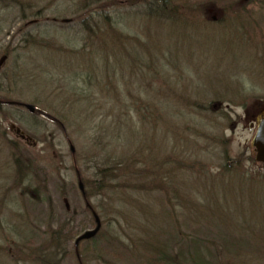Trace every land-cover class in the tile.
<instances>
[{
	"label": "rangeland",
	"instance_id": "obj_1",
	"mask_svg": "<svg viewBox=\"0 0 264 264\" xmlns=\"http://www.w3.org/2000/svg\"><path fill=\"white\" fill-rule=\"evenodd\" d=\"M32 1L34 11L19 4ZM59 3L0 0V59L7 55L0 67V264H36L49 246L58 252L54 264H149L141 245L150 236L209 241L223 231L216 212L224 209L260 220L264 192L243 193L240 184L252 178L264 190V167L251 147L264 110V10L249 6L255 33L245 39L236 24L119 22L124 33L150 30L143 52L89 35L92 7L75 20L81 4ZM162 55L165 78L137 68L139 59H153L159 69ZM207 103L217 107L204 113ZM15 160L27 162L29 182L18 185ZM119 160L153 166L157 176L119 174L111 184L96 177ZM243 218L233 222L242 226ZM96 219L95 237L75 245Z\"/></svg>",
	"mask_w": 264,
	"mask_h": 264
},
{
	"label": "trees",
	"instance_id": "obj_2",
	"mask_svg": "<svg viewBox=\"0 0 264 264\" xmlns=\"http://www.w3.org/2000/svg\"><path fill=\"white\" fill-rule=\"evenodd\" d=\"M59 1L60 3L57 5V8H62V5H64L66 2H73L75 5L81 4V8H78L74 12L75 20H77L78 17L76 14L80 10V12H83L92 7V13L86 16H89V18L86 20L90 19L91 24L90 26H86L85 24V31H87L89 35L98 37V34L100 35L102 33L110 37V42L113 41L117 45H121L123 42H126L127 44H133L135 48L142 50L143 52L149 50L147 48V44L151 40L150 30L147 31L146 29L144 31H134L135 29H133L131 32L124 33L117 29L119 22L123 21L124 25H126L125 23L127 20L133 19V21H143V24L146 21L145 24L149 25V23H151V21L154 19L157 21L159 20L164 24L171 23L173 21L186 20L188 22H194L200 20L206 25L211 24L215 26V28H225L227 24H236L238 32L245 39L247 33L250 35L255 33V27H252V23H254L256 19L254 21V15L250 11L249 6L256 4L260 9L264 10V0ZM19 4L20 6L23 5L22 8L25 10L34 11L33 9L36 8L35 5L37 2L32 1L31 3L26 2L25 4L20 2ZM117 8L124 10L125 13L123 14L122 11L121 15H111V11H115ZM40 10H43V8H40ZM134 10H137V12L134 13ZM32 17L37 18V13L33 12ZM79 19L82 22L86 21L84 20L85 17ZM34 22L36 23V21ZM124 31H126V29ZM231 35L235 37L237 34L235 31H232ZM127 49L129 50V48ZM160 61L161 65L159 66V69H157L156 66L153 69V59L152 63L150 60L139 59L137 68H142L144 71L140 72L146 73L148 75L147 77L150 79H154L156 77L165 78L167 75L164 73L168 71L169 64L163 55L160 57ZM142 104H146L145 106L141 105V107H143V109L149 113L150 110L154 108L150 102ZM213 104L207 103L206 108H204V113H209L211 111L210 109H215L217 107V105L215 107ZM11 105L21 106L20 104L14 103ZM35 113L41 115L38 111ZM46 118L49 117L46 115ZM113 163L114 164H111L107 169H102V171L97 173L96 177L99 179H108L109 183L111 184L114 182L113 180L119 178V174L120 179L126 176L131 180H134L143 177L144 171L147 170L146 175L149 174L152 180H154L157 176V170H155L153 166L144 165L140 168H135V163L127 165L120 160L117 162L113 161ZM14 164L16 168V177L19 181L18 185L23 184L24 182H29L30 180L27 176V162L23 164L21 160H15ZM195 166L196 164H191V168H195ZM224 169H226V167ZM127 170L132 171L131 173H125L124 171ZM162 170H164V167L161 166L159 172L161 173ZM163 175L165 174H162L161 178ZM163 179H165V176ZM243 181L249 184L250 189L248 190L247 187H244L243 184L245 183L242 182L243 184H240V186L243 187L241 192L244 193V191L247 190L249 194V191L252 189L259 191L260 194L261 192H264L261 185H259V182L254 183L252 178H248ZM110 184L108 185V188L110 187ZM30 185V183L26 184L24 188H29L31 187ZM104 186L107 187V185ZM254 187L258 188L259 190L254 189ZM84 195H86L85 192ZM222 212L223 213L220 214L216 212V215L222 220L221 226L223 225L222 233H220L216 238H212L207 241L204 239L205 237H198L195 234H184V236L179 238L178 242L175 241L173 244H171L169 241L164 243L159 239H156V235H154L150 236V238L141 245L144 249L143 256L147 258V262L149 264H255V261H261L262 264H264V211H261L260 209L256 211L257 213L261 214L259 215L261 217L260 220L255 216H248L247 214L243 215L244 218L241 220L242 226H237V222L233 221L236 219V216L237 219L243 216H233L226 209H224ZM226 225L234 229L235 232L231 229L229 233L227 229L230 228L225 227ZM55 248L49 246V248L44 252L47 253V256H37L35 263L37 264L39 262V264H54V259L50 258L57 256V251H51Z\"/></svg>",
	"mask_w": 264,
	"mask_h": 264
},
{
	"label": "water",
	"instance_id": "obj_3",
	"mask_svg": "<svg viewBox=\"0 0 264 264\" xmlns=\"http://www.w3.org/2000/svg\"><path fill=\"white\" fill-rule=\"evenodd\" d=\"M5 60V57H2L0 59V67L2 66L3 62ZM26 110L29 112H34V107L31 105H24ZM256 128H255V133L253 136V139L251 141V147L253 148L254 152V160L257 164H260L264 167V110L256 120ZM15 133L19 138L23 141H25L29 146L34 147L36 143L29 137H25L22 134H19V130L16 129ZM19 134V135H18ZM81 189V187H80ZM97 225L94 230L85 232L83 235L78 237L75 241V245H77L79 242L84 241V240H90L92 239L99 231L100 228V223H98V219H96Z\"/></svg>",
	"mask_w": 264,
	"mask_h": 264
},
{
	"label": "flooded vegetation",
	"instance_id": "obj_4",
	"mask_svg": "<svg viewBox=\"0 0 264 264\" xmlns=\"http://www.w3.org/2000/svg\"><path fill=\"white\" fill-rule=\"evenodd\" d=\"M3 57H5V61H6L7 55H6V56H3ZM2 65H3V64H2ZM2 100H3V99L0 98V104H3V103H2ZM7 103H8V105L13 104L12 102H8V101H7ZM21 106H22V105H21ZM32 114H34V112H32ZM11 128H12L14 131H15L16 129H18V130H19V134H22V135L25 136V137L28 136V135L25 134L23 131H21L19 128H16L15 125H12ZM19 134H18V135H19ZM19 136H21V135H19Z\"/></svg>",
	"mask_w": 264,
	"mask_h": 264
}]
</instances>
